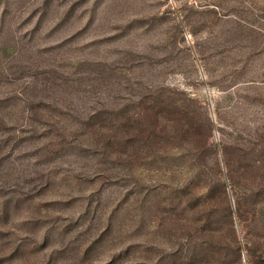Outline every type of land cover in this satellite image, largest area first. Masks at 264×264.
<instances>
[{"label": "rangeland", "instance_id": "1", "mask_svg": "<svg viewBox=\"0 0 264 264\" xmlns=\"http://www.w3.org/2000/svg\"><path fill=\"white\" fill-rule=\"evenodd\" d=\"M0 264H264V0H0Z\"/></svg>", "mask_w": 264, "mask_h": 264}]
</instances>
